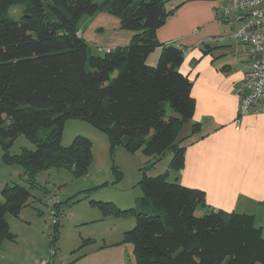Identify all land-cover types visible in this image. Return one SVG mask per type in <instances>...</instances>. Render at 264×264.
Listing matches in <instances>:
<instances>
[{
	"label": "trees",
	"instance_id": "1",
	"mask_svg": "<svg viewBox=\"0 0 264 264\" xmlns=\"http://www.w3.org/2000/svg\"><path fill=\"white\" fill-rule=\"evenodd\" d=\"M167 1L0 0L3 160L12 161L8 148L23 135L35 150L13 159L31 177L49 167L84 172L92 144L77 136L62 147L69 119L85 120L107 136L111 147L122 145L148 157L170 153L169 170L143 175L142 196L135 208L123 212L135 219L125 241L133 246L136 264H264V234L252 216L213 210L202 191L168 182L169 171L183 166L185 148L178 133L195 103L191 82L179 72L183 50L155 38V31L174 15L165 9ZM13 6L23 8L18 19L8 15ZM98 12L118 17L120 28L132 32L128 45L103 56L91 54L78 22ZM157 48L158 63L148 66L146 59ZM193 128L194 133L198 126ZM0 194L1 246L14 239L6 215L17 217L30 194L17 184L6 185ZM59 204L50 208L55 236Z\"/></svg>",
	"mask_w": 264,
	"mask_h": 264
},
{
	"label": "crops",
	"instance_id": "2",
	"mask_svg": "<svg viewBox=\"0 0 264 264\" xmlns=\"http://www.w3.org/2000/svg\"><path fill=\"white\" fill-rule=\"evenodd\" d=\"M226 5L228 0H168L165 9L174 15L155 31L160 44L183 50L179 72L191 82L195 103L178 133L184 161L173 180L202 191L213 210L252 216L263 231L264 105L240 113L241 83L251 58L239 43L205 42L243 26L221 19L218 13ZM84 17L78 28L89 50L106 53L129 44L132 32L120 28L118 17L104 12Z\"/></svg>",
	"mask_w": 264,
	"mask_h": 264
},
{
	"label": "rangeland",
	"instance_id": "3",
	"mask_svg": "<svg viewBox=\"0 0 264 264\" xmlns=\"http://www.w3.org/2000/svg\"><path fill=\"white\" fill-rule=\"evenodd\" d=\"M22 14L21 6L8 10L13 19ZM90 50L92 55L105 54L96 53L92 46ZM160 52L157 48L147 57L148 66L157 65ZM77 136L92 144V160L79 174L64 167H49L36 170L31 177L17 160L24 151H34L35 146L25 136H17L8 148L12 161L5 162L0 145V193L6 185L17 184L30 194L17 217L6 215L14 239L2 243V264H136L133 246L125 241V233L134 227L135 219L123 212L135 208L142 196L139 182L143 175L155 177L169 170L171 154L148 157L140 151L130 153L122 145L111 147L107 136L85 120H67L62 147L69 146ZM173 173L169 171L168 182L173 181ZM52 200L60 203L56 236L49 215Z\"/></svg>",
	"mask_w": 264,
	"mask_h": 264
},
{
	"label": "built area",
	"instance_id": "4",
	"mask_svg": "<svg viewBox=\"0 0 264 264\" xmlns=\"http://www.w3.org/2000/svg\"><path fill=\"white\" fill-rule=\"evenodd\" d=\"M218 15L224 21L243 22V26L229 37H212L205 42L233 41L249 54L251 60L246 66L240 90V113L248 115L264 105V0H228V5L221 7ZM49 215H54L51 209ZM51 222L55 224L56 220Z\"/></svg>",
	"mask_w": 264,
	"mask_h": 264
}]
</instances>
